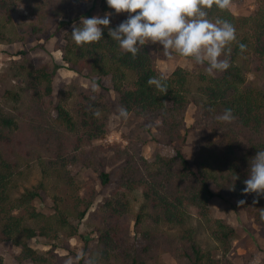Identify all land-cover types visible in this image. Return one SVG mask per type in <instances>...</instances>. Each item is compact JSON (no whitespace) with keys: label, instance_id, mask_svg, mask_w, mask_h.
I'll list each match as a JSON object with an SVG mask.
<instances>
[{"label":"trees","instance_id":"16d2710c","mask_svg":"<svg viewBox=\"0 0 264 264\" xmlns=\"http://www.w3.org/2000/svg\"><path fill=\"white\" fill-rule=\"evenodd\" d=\"M92 1L0 0V45L40 40L54 21L83 11ZM101 5L104 12H114L106 0H101ZM20 7L32 17L30 22L13 20ZM216 17L232 23L238 42L246 45L243 53L238 44L232 46L231 66L218 76L204 72L194 75L183 68L170 76L162 75L148 45L133 59L120 50L107 29L99 43L81 48L72 39V26L59 48L68 69L91 79L105 92L115 93L118 106L143 119L148 130L157 120L159 140L174 149L172 155L149 161L142 153L145 142L139 137L117 151L118 195L127 202L128 195L139 194L142 202L131 217L133 230L129 205L122 200L109 204L110 225L98 232L93 264H156L163 254L186 264H232L226 257L237 238L232 227L217 223L212 231L222 253L217 257L202 248L191 225L194 214L206 219L208 204L216 196L245 201L264 238V196L243 192L251 159L264 150V7L250 16L214 8L209 18ZM78 19L71 21L73 25H80ZM54 73L47 66L27 70L22 93L7 92L9 98L25 107L26 115L0 106V243L10 241L21 249L16 264H54L47 252L35 250L29 241L42 238L54 251L65 247L66 237L62 235L70 238L78 230L71 219L82 220L91 208L93 190L80 196L68 166L80 163L99 172L103 185L110 182L95 153L81 149L105 136L107 118L103 114L112 112L110 105L81 94L73 105L74 113L54 106ZM150 77L163 78L166 95L147 83ZM190 105L208 120L215 137L201 145L193 165L181 150L186 142L184 116ZM225 109L233 111V122L217 119ZM96 110L101 113L99 117L94 115ZM51 112H55L54 117ZM77 131L84 134L75 138L71 133ZM71 151L79 154L69 157ZM33 168L41 171L42 180L21 192ZM47 181L75 194L71 207L60 208L57 200L53 214L38 212L34 201L46 190ZM252 260L244 264H252ZM0 264H4L1 256Z\"/></svg>","mask_w":264,"mask_h":264},{"label":"rangeland","instance_id":"374dc122","mask_svg":"<svg viewBox=\"0 0 264 264\" xmlns=\"http://www.w3.org/2000/svg\"><path fill=\"white\" fill-rule=\"evenodd\" d=\"M233 5V14L250 16L259 7H264V0H235ZM105 13L109 12L102 10L101 0H93L83 11L71 12L67 18L54 21L40 40L0 45V106L6 111L12 110L14 113L27 114L25 107L9 98L7 92L22 93V89L25 87L24 72L46 66L51 71H55L51 96L54 106H63L69 112L74 113L73 105H75L82 94V96H87L92 100H98L97 102L99 103L105 102L112 109V112L107 116L105 113L103 114V117L107 118L104 127L105 136L93 139L81 148L86 151H93L97 160L103 163L105 171L110 176L109 184L103 185L100 173L93 168L83 166L80 163L68 166L67 169L74 176L76 189L80 196L91 193V190H93L95 197L91 208L82 220L77 222L71 219V222L78 227V230L70 238L62 235V237H66L64 240L65 247L56 248L54 251L50 250L51 245L42 238L29 241V245L35 250L47 252V256L50 257L54 264L94 263L93 253L97 244L98 232L110 225L109 204H116L119 200L127 203L129 205L127 207L130 210L129 224L131 229H134L131 217L138 210L142 198L139 194H130L127 197L128 200L126 199L127 202H124L125 199L119 196L117 192L119 178V163L116 159L117 151L125 149L129 145L130 139L139 137L143 139L145 143L142 153L149 161H153L160 156L174 154L173 148L169 147L164 141L159 140L157 120L148 130L147 123L138 116L133 115V113L129 112L127 118L120 117V107L117 104L115 93L105 92L103 88L96 85L91 79L68 69L62 61V51L59 48L73 26L71 21L76 18H90L96 15L103 17ZM111 13L110 26L117 27L127 19L126 13L119 15L115 12ZM13 20L16 23H28L32 20V17L23 7H20L14 13ZM148 46L153 55L156 68L162 75L170 76L178 68H183L194 75L202 72L207 73L206 66L189 65L184 58L178 56L170 59L159 45L149 44ZM220 73L218 72L214 76H218ZM248 77L251 78V75ZM104 81L105 86H109L107 84L108 80ZM51 115L54 117L55 112H51ZM208 123V120L201 116L200 111L194 105L188 107L184 116L183 127V132L186 134V142L181 146V150L192 165L195 154L201 145L208 140L215 139ZM82 133L83 131H77L73 132V134L71 133V135L77 138ZM262 133L264 137V124ZM77 153L76 151H71L68 155L70 157L71 155H77ZM41 180V171L38 168H33L26 183L20 187V191L22 192L25 187L36 186ZM45 184H47L46 190L41 191L40 196L34 201L38 212L50 215L58 207H71L72 203H74V193L71 191L66 192L64 188L57 186L53 181H47ZM57 200L58 207L56 204ZM193 213L194 211H192ZM207 213L206 219L197 218L198 216L194 214L195 216L193 215L191 221L192 227L197 230V240L205 251L212 253L211 255L222 257L219 246L212 235L214 228H217V223H222L232 227L237 233V238L230 245V253L226 256L232 264H244L247 259L252 258V264H264V238L254 218L246 210L245 204L239 206L237 200L226 201L216 196L210 200ZM172 231L177 230L173 229ZM20 253L21 249L10 241L0 243V256L3 258L4 264H16V257ZM24 264L32 263L27 261ZM156 264L186 263L173 259L169 254H163Z\"/></svg>","mask_w":264,"mask_h":264},{"label":"clouds","instance_id":"9594fccd","mask_svg":"<svg viewBox=\"0 0 264 264\" xmlns=\"http://www.w3.org/2000/svg\"><path fill=\"white\" fill-rule=\"evenodd\" d=\"M106 3L117 15L126 13L127 19L112 28L110 12L103 17H81L80 25L74 24L71 33L77 46L84 48L99 43L107 29L120 50L131 54L133 59L146 45H159L170 59L178 56L189 65L206 66L209 75L230 68L234 44H238L241 53L246 51V45L238 42L232 23L220 17L209 18V11L214 8L231 10L233 0H106ZM147 83L167 94L163 78L150 77ZM94 115L99 117L101 113L96 110ZM127 115L126 109L121 107L119 116L127 118ZM217 119L231 123L236 117L231 109H225ZM244 184V194L264 196V150L257 151L251 159ZM244 204L245 201H238L239 206Z\"/></svg>","mask_w":264,"mask_h":264}]
</instances>
